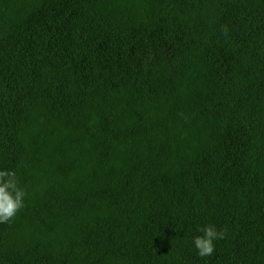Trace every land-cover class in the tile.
Returning <instances> with one entry per match:
<instances>
[{"label": "trees", "instance_id": "trees-1", "mask_svg": "<svg viewBox=\"0 0 264 264\" xmlns=\"http://www.w3.org/2000/svg\"><path fill=\"white\" fill-rule=\"evenodd\" d=\"M0 171V264H264V0H0Z\"/></svg>", "mask_w": 264, "mask_h": 264}, {"label": "clouds", "instance_id": "clouds-1", "mask_svg": "<svg viewBox=\"0 0 264 264\" xmlns=\"http://www.w3.org/2000/svg\"><path fill=\"white\" fill-rule=\"evenodd\" d=\"M225 180H220V185ZM27 193L18 185L16 173L0 171V223L11 221L24 207ZM202 236L194 238V245L201 257L211 256L215 250L214 241L224 239L226 230L218 231L214 225H206L198 229Z\"/></svg>", "mask_w": 264, "mask_h": 264}]
</instances>
